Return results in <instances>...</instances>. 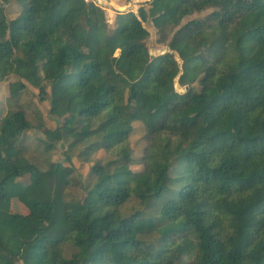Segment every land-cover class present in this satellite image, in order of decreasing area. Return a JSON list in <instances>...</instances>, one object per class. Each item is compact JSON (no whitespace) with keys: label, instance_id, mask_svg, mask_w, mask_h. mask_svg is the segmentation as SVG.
Wrapping results in <instances>:
<instances>
[{"label":"trees","instance_id":"1","mask_svg":"<svg viewBox=\"0 0 264 264\" xmlns=\"http://www.w3.org/2000/svg\"><path fill=\"white\" fill-rule=\"evenodd\" d=\"M112 22L82 0H0L16 59L0 262L41 244L42 264H264V0H149Z\"/></svg>","mask_w":264,"mask_h":264},{"label":"rangeland","instance_id":"2","mask_svg":"<svg viewBox=\"0 0 264 264\" xmlns=\"http://www.w3.org/2000/svg\"><path fill=\"white\" fill-rule=\"evenodd\" d=\"M114 3H116L117 5H125L124 2H122L121 0H112ZM141 4V2L137 1L136 4H135V9L139 8V5ZM130 10H132L131 8H128ZM127 9V10H128ZM133 9V10H135ZM115 17V14H111L110 16L107 15V20H108V24H109V27L112 28L113 26V19ZM150 34H151V39L149 41V48H150V53L152 55H155V54H158V53H161L160 51V48L156 49V50H153L152 48V45H153V37H152V31L150 30ZM11 53H13L12 51V48L10 47V51ZM118 51L115 52L114 55L117 54ZM11 76L13 74H6L5 76V79L2 83V85L0 86V97H1V100L2 102L5 104L6 103V100H7V94H6V83H7V76ZM9 76V77H10ZM4 114H6V110L4 112ZM179 143V140L176 139L175 137H172V136H169L168 138V142L167 144L164 145V150L165 151H172V149ZM58 148H59V145H58ZM59 151V157L62 155L61 154V150H58ZM75 168L77 170H80L81 174H84L87 170L86 167H80V166H75ZM17 183H20L22 185H25L27 186V182H23L22 183V178L19 180V178L17 179ZM11 205H10V211L11 213H17V214H25L27 212V207L25 206V204L23 203V201L21 199H18V198H14L10 201ZM134 209V206L129 209V210H133ZM127 209L124 207V206H121L119 208V211L118 213L120 215H125ZM0 229H2L5 233H12L13 232V223L11 221H8V220H5V219H0ZM43 252H44V247L43 245L41 244H38L36 245L33 249H30L28 251V254H27V258H26V261L23 262V263H20V264H42L43 263ZM0 264H4V262H0Z\"/></svg>","mask_w":264,"mask_h":264},{"label":"built area","instance_id":"3","mask_svg":"<svg viewBox=\"0 0 264 264\" xmlns=\"http://www.w3.org/2000/svg\"><path fill=\"white\" fill-rule=\"evenodd\" d=\"M112 0H82V2L84 4H93L94 6L98 7L101 12L107 14V15H111V14H115L118 11V8L116 6H114L111 2Z\"/></svg>","mask_w":264,"mask_h":264},{"label":"bare ground","instance_id":"4","mask_svg":"<svg viewBox=\"0 0 264 264\" xmlns=\"http://www.w3.org/2000/svg\"><path fill=\"white\" fill-rule=\"evenodd\" d=\"M0 62L4 66L6 70V74H13L14 73V68H15V63L16 59L13 56V53L7 52L3 55L0 56Z\"/></svg>","mask_w":264,"mask_h":264},{"label":"clouds","instance_id":"5","mask_svg":"<svg viewBox=\"0 0 264 264\" xmlns=\"http://www.w3.org/2000/svg\"><path fill=\"white\" fill-rule=\"evenodd\" d=\"M137 1L141 2V4L139 5V7H140L141 5H144V3L148 2L149 0H142V1H141V0H133V1H131L130 3H127V4H125V5H117L116 3H114L113 1H111L112 4L118 8V11H119V12H116L115 15H116L117 13H121V12H131V13L136 14L138 8L135 9V4H136ZM83 4H84V3H83ZM89 4H91V3H89ZM91 5H93V4H91ZM95 7H96V6H95ZM97 8H98V7H97ZM128 8H131L132 10H130V9H128ZM98 9H99V8H98ZM127 9H128V10H127ZM133 9H135V10H133ZM99 10H100V9H99ZM100 11H101V10H100ZM101 13L104 14L105 17L107 18V14H105V13H103V12H101ZM107 21H108V20H107ZM1 64H2V63H1ZM7 78H8V77H7Z\"/></svg>","mask_w":264,"mask_h":264},{"label":"crops","instance_id":"6","mask_svg":"<svg viewBox=\"0 0 264 264\" xmlns=\"http://www.w3.org/2000/svg\"><path fill=\"white\" fill-rule=\"evenodd\" d=\"M141 1H142V0H141ZM13 199H14V198H13ZM11 200H12V199H11ZM11 200H10V201H11ZM10 205H11V203H10Z\"/></svg>","mask_w":264,"mask_h":264},{"label":"water","instance_id":"7","mask_svg":"<svg viewBox=\"0 0 264 264\" xmlns=\"http://www.w3.org/2000/svg\"><path fill=\"white\" fill-rule=\"evenodd\" d=\"M1 63V62H0ZM14 74V73H13ZM10 76V75H9ZM9 76H7V77H9Z\"/></svg>","mask_w":264,"mask_h":264}]
</instances>
